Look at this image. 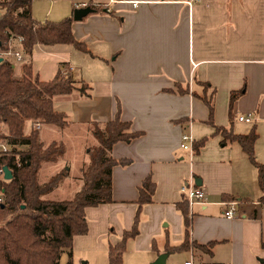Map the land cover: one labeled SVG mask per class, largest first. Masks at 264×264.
I'll return each instance as SVG.
<instances>
[{"label": "crops", "instance_id": "1", "mask_svg": "<svg viewBox=\"0 0 264 264\" xmlns=\"http://www.w3.org/2000/svg\"><path fill=\"white\" fill-rule=\"evenodd\" d=\"M51 1L45 16L51 22L73 19L78 9L93 10L82 21L73 20V34L90 54L72 45H39L27 59L12 57L15 73L25 61L34 73L44 63L47 80L60 70L90 85L89 98L78 92L58 96L70 102L56 109L70 123L62 131L73 134L72 128L112 121L120 103L121 119L142 133L113 147L112 158L129 164L113 168V203L87 209L88 233L74 238L72 258L109 264V248L134 227L139 189L150 177L156 184L153 202L142 208L139 235L127 242L123 264H154L161 255L167 256L165 264L171 259L182 264H264L258 170L238 143L223 145L216 131L255 132L254 155L264 167V0ZM87 69L94 74L85 76ZM242 91L231 107V95ZM199 96L208 101L213 96V113ZM240 116L252 121L240 122ZM44 127L39 129L41 142ZM57 129L48 127V133ZM184 135L192 149L202 140L206 144L198 154L185 150ZM196 180L202 182L206 200L190 205L180 188ZM231 202L238 205L235 217L228 219ZM179 205L189 211V237ZM186 241L202 249L172 250ZM63 258L68 264V252L60 264Z\"/></svg>", "mask_w": 264, "mask_h": 264}, {"label": "trees", "instance_id": "2", "mask_svg": "<svg viewBox=\"0 0 264 264\" xmlns=\"http://www.w3.org/2000/svg\"><path fill=\"white\" fill-rule=\"evenodd\" d=\"M33 1L0 0V52L3 54L0 62V142L22 148L0 157V169L7 167L13 174L12 180L0 181V194L4 198L3 204H0V223H7L0 229V264H60L65 252L71 259L74 238L88 233L87 209L113 203V168L129 164V161L118 162L112 158L113 147L118 143H130L142 135L133 132L131 123L121 119L122 107L118 103L114 120L87 124L97 143L88 148L89 163L80 190L66 201L43 198L58 187L64 176L69 177L67 170L65 173L58 172L46 182L40 177L45 165L57 164L64 158L66 147L58 142L46 146L40 141V130L28 128L33 123L34 126L39 123L60 130L67 128L70 124L68 117L55 109V97L78 92L82 97L89 98L91 87L87 83L75 82L71 74L62 71L54 80L43 82L27 61L23 63V73L18 78L13 58L6 54L20 51L27 59L39 45H72L83 54H90V51L84 43L76 40L72 18L59 22H37L31 14ZM242 93L231 95V107ZM200 98L213 113V96L209 101ZM216 131L222 134L223 145L238 143L258 170V184L263 193L261 202L264 204V167L254 155L257 134L236 135L223 128H216ZM205 144L206 140L195 143V154ZM155 191L156 184L148 177L139 189V209L134 227L124 234L120 244L109 248V264H123L126 244L139 235L142 208L153 202ZM179 209L184 215L185 233L189 237V211L183 210L181 205ZM191 248L202 249L186 241L172 250L188 251Z\"/></svg>", "mask_w": 264, "mask_h": 264}, {"label": "rangeland", "instance_id": "3", "mask_svg": "<svg viewBox=\"0 0 264 264\" xmlns=\"http://www.w3.org/2000/svg\"><path fill=\"white\" fill-rule=\"evenodd\" d=\"M51 0H34L32 12L34 19L39 23H45L46 21H51L50 18H47V12H48V6L51 4ZM47 16V17H45ZM68 48L71 47H64L63 50H68ZM39 51V48L37 49ZM56 50V49H52ZM76 58H73V61H75ZM14 62L15 60L12 59ZM87 65L90 63H86ZM21 64L18 63V66ZM44 63L37 64V71L41 74L42 78L46 79V73L48 71V67L44 66ZM35 70V69H34ZM36 71V70H35ZM35 72L38 74V72ZM57 74L59 73L58 70H56ZM60 71V70H59ZM23 73V68H18L17 76L21 77ZM55 73L54 76L51 78H48L47 81H52L55 79L57 74ZM75 75L78 77L81 74V70L78 72H74ZM94 73H90L87 69L85 76H91ZM51 79V80H50ZM61 97V96H60ZM62 105H70V102L68 104V101L64 100L63 98L58 99V97L55 99V109L60 110L62 109ZM29 130L35 129L34 123L31 124L28 128ZM73 134L67 133V131H62L60 129H57L55 133H48L50 130H48V127H44L42 131V141L47 145L51 142H58L65 145L67 148L66 154L62 160L59 161L57 164H48L45 165L40 172L41 181L46 182L51 177L56 175L58 172H64L67 170V174H69V177L64 176V178L61 180V182L58 184V187L54 189L51 193L45 195L43 198L51 201H66L71 198H73L74 194L80 190L82 185L84 184V172L87 170L88 163H89V155H88V148L93 144H96V141H94V138L92 134L89 132L87 128H72ZM77 129V130H75ZM28 130V131H29ZM94 141V142H93ZM87 150V151H86ZM4 200V198H3ZM6 221L3 223H0V229L4 228L6 225ZM182 258V257H180ZM65 258H63L61 264H65L64 262ZM73 261V262H72ZM68 262H72V264H83L84 260L81 262L80 258L78 256H74L72 259H70ZM167 264H182L181 262H178L177 259L170 260Z\"/></svg>", "mask_w": 264, "mask_h": 264}, {"label": "built area", "instance_id": "4", "mask_svg": "<svg viewBox=\"0 0 264 264\" xmlns=\"http://www.w3.org/2000/svg\"><path fill=\"white\" fill-rule=\"evenodd\" d=\"M133 6L136 8L138 6V3H134ZM2 15V10L0 9V17ZM20 43L22 42V39L19 38L18 40ZM6 56L8 57H15L17 59V61H22L23 60V53L22 52H8L6 54ZM3 57V54L0 52V59ZM238 120L240 122H245V123H250L252 121L251 116H240L238 118ZM41 128V124L36 123L35 124V129H40ZM183 144H182V148L185 150L188 149H192L191 145L189 146V141H190V137L188 135H184L182 138ZM22 148L18 145H8V144H4L2 142H0V157H2L5 154L10 153L13 150H21ZM193 151V149H192ZM4 171L3 169H0V181L2 179H4ZM5 180V179H4ZM180 192L183 195V197L189 202L190 205H194V204H202L205 202L206 200V193L205 191L200 188L197 187L195 185L189 186V185H183L180 188ZM3 196L0 194V204H3ZM238 204L235 202H231L229 204L230 209L228 211L225 212V216L228 219H233L235 217V212H236V206ZM185 264H195L192 261H189Z\"/></svg>", "mask_w": 264, "mask_h": 264}, {"label": "water", "instance_id": "5", "mask_svg": "<svg viewBox=\"0 0 264 264\" xmlns=\"http://www.w3.org/2000/svg\"><path fill=\"white\" fill-rule=\"evenodd\" d=\"M174 1H179V0H174ZM91 13H93V10L91 8L78 9L74 13L73 20L76 21V22H80L84 18H86L88 15H90ZM1 61H2V59H0V62ZM3 171H4V174H5L4 179L6 181H10V180L13 179L12 171L9 168L4 167ZM195 186H197V187L202 186V182L200 180H196L195 181ZM2 207H4V206H2ZM166 257H167L166 255H161L154 264H165Z\"/></svg>", "mask_w": 264, "mask_h": 264}]
</instances>
